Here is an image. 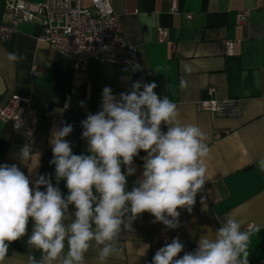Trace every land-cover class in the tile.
<instances>
[{"label":"crops","instance_id":"crops-1","mask_svg":"<svg viewBox=\"0 0 264 264\" xmlns=\"http://www.w3.org/2000/svg\"><path fill=\"white\" fill-rule=\"evenodd\" d=\"M3 1L0 24L7 21ZM109 1L126 40L135 49L136 60L131 66L92 60L77 81V64L38 41L41 20L20 24L10 40L0 42V105L14 94L30 97L39 118L31 137L0 121V164H17L33 180L50 174L53 185L66 196V181L56 184L55 166L50 164L53 129L61 127L62 122L73 125L65 139L74 154H88L80 122L100 109L103 88L111 87L113 95L119 96L137 80L155 82L154 91L176 104L181 122L197 125L206 134L210 149L205 161L208 180L190 213L178 209V228L153 223L154 217L143 213L133 222V231L122 232V254L110 258L108 264H150L162 247L160 231L179 232L185 245L179 254L182 257L184 252L196 249L202 235L213 238L228 216L239 220L242 228L252 225L249 264H264V171L257 166L264 158V0H177L176 13L170 12L171 0ZM89 4L84 0V6ZM242 10L247 12V23L238 25L236 15ZM158 28L167 31L164 42H158ZM225 41L234 42L231 56L225 55ZM12 52H19L25 59L10 63L7 54ZM134 65H139V70H133ZM32 67L38 72L35 76L31 75ZM208 87L215 88L216 100L237 101L240 113L215 117L198 112L196 103L209 98ZM67 101L69 107L65 108ZM26 143L36 154L29 165H23L17 156ZM145 155L141 151L134 159L137 171L128 177V190L143 171ZM41 190L46 189L42 186ZM257 227L259 231H255ZM31 228L30 218L29 234ZM27 239L25 236L10 243L4 264H28L29 255L39 259L41 253L30 249ZM86 264H99L95 247L86 253Z\"/></svg>","mask_w":264,"mask_h":264},{"label":"clouds","instance_id":"clouds-1","mask_svg":"<svg viewBox=\"0 0 264 264\" xmlns=\"http://www.w3.org/2000/svg\"><path fill=\"white\" fill-rule=\"evenodd\" d=\"M24 59L19 52L7 54L10 63ZM156 88L155 82L137 80L116 96L111 87H104L100 109L80 122L88 154H74L65 139L73 125L62 122L53 129L50 164L55 166L56 184L66 181V196L50 174L33 180L17 164H0V264L10 243L25 236L29 248L41 253L39 259L29 255L28 264H86L93 247L99 264H108L122 254V232L133 231V222L143 213L168 229L180 226L178 209L190 213L208 180L205 161L210 149L201 128L182 123L176 104L158 96ZM141 151L146 153L143 171L128 190ZM35 155L27 143L17 153L23 165ZM257 166L264 171V158ZM251 235L228 216L213 238H199L195 250L180 257L185 245L175 237L155 252L150 264H249Z\"/></svg>","mask_w":264,"mask_h":264},{"label":"built area","instance_id":"built-area-1","mask_svg":"<svg viewBox=\"0 0 264 264\" xmlns=\"http://www.w3.org/2000/svg\"><path fill=\"white\" fill-rule=\"evenodd\" d=\"M88 1L90 4L86 7L84 0H42L41 3L4 0L3 12L7 14V21L0 24V42L10 40L20 24H35L41 20L42 35L38 41L46 43L77 64L79 68V73L75 76L77 81L92 60L115 65H133L136 60L135 49L126 40L119 17L110 1ZM170 12H178L177 0L170 1ZM186 18L190 19L191 15L187 14ZM236 23L238 25L247 23L245 10L237 13ZM157 34L158 42L166 40V29L158 28ZM233 47L234 42H224L226 56L233 54ZM37 74L36 68L32 67L31 75ZM206 93L209 98L196 103L198 112H209L215 117H235L240 113L237 101L216 100L213 97L214 87H208ZM66 103L69 104L68 101ZM0 121L10 123L14 130H23L31 137L37 129L39 118L30 97L14 94L0 105ZM242 230L251 231L252 225L248 224ZM158 236L162 246L170 243L175 237L180 238L179 232L160 231Z\"/></svg>","mask_w":264,"mask_h":264},{"label":"water","instance_id":"water-1","mask_svg":"<svg viewBox=\"0 0 264 264\" xmlns=\"http://www.w3.org/2000/svg\"><path fill=\"white\" fill-rule=\"evenodd\" d=\"M23 1H27L30 3H41L42 2V0H23Z\"/></svg>","mask_w":264,"mask_h":264}]
</instances>
